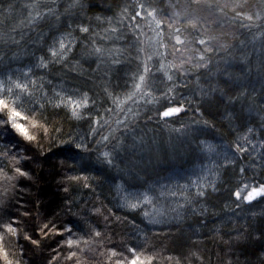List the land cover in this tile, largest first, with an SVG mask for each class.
I'll return each mask as SVG.
<instances>
[{"label": "snow or ice", "instance_id": "obj_1", "mask_svg": "<svg viewBox=\"0 0 264 264\" xmlns=\"http://www.w3.org/2000/svg\"><path fill=\"white\" fill-rule=\"evenodd\" d=\"M86 7L84 0H0L3 264H13L3 247L6 237L36 247L41 238L59 237L55 244L65 249L64 259L72 264H81L78 252L85 251L81 244L92 251L96 238L102 237L89 227L85 232L89 238L84 239L78 235L83 229H77L72 219L45 217L37 224L39 217L32 216L29 225L25 217L32 215L31 209L22 214L11 211L20 207L13 203L15 194L30 186L33 166L43 158L58 157L64 166L65 193L80 188L94 191L93 185L99 186L98 177L103 176L112 181L119 207L141 212L150 224H168L195 213L193 201L218 190L219 170L228 168L233 157L239 158L249 147L264 148V141L252 143L256 130L244 115L261 116L264 111V0H130L118 5L114 16L103 18L85 16ZM213 26L228 39L214 34ZM82 64L108 81L106 116L93 115L95 94L89 96L90 89L74 82L84 78L78 70ZM189 112L190 122L185 120ZM61 113L87 122L89 131L65 134L52 119ZM117 113L115 120L108 119ZM142 118L167 128L174 151L190 150L191 170L180 177L184 183L160 178L159 173L157 179L129 183L128 177L140 179L143 171L136 159L147 142L138 131ZM212 121H227L237 141L217 142ZM245 171L237 169L239 181L229 192L238 209L242 203H264V180L254 183L255 177H245ZM115 247L121 251H111L109 259L120 257L114 264H153L156 259L142 245ZM58 256L59 252L53 260ZM188 258L200 264L196 251H190ZM168 259L180 264L179 259Z\"/></svg>", "mask_w": 264, "mask_h": 264}, {"label": "trees", "instance_id": "obj_2", "mask_svg": "<svg viewBox=\"0 0 264 264\" xmlns=\"http://www.w3.org/2000/svg\"><path fill=\"white\" fill-rule=\"evenodd\" d=\"M84 2L87 5L85 16L103 18L114 16L120 11L118 5L128 3L130 0H84ZM213 28L214 34L221 35L224 40L228 39L222 35V30L216 29L215 26ZM237 36L244 39L239 33ZM78 70L83 71L84 78L74 82L84 90L90 89L89 96L95 94L96 105L93 115L99 112L102 117L106 116L104 110L110 106V102L105 96L104 89L108 86V81L103 79L101 72L93 71L87 64H82ZM193 84L194 82L189 81V88H193ZM181 91L186 92L187 89ZM116 115L119 114L108 116V119L115 120ZM192 115L189 112L185 120L190 122ZM244 115L247 117L245 122L256 130L257 138L253 139L252 143L264 141L262 131L264 111L261 112V116L255 113L249 115L247 112ZM52 119L54 123L62 126L65 134L83 135L90 128L87 122L73 120L64 113ZM205 119L211 117L205 115ZM145 120L146 118L140 120L138 131L147 142L144 149L136 154L143 171L140 173V179L128 177L129 183L140 184L144 179H157V173L160 174V178H174L184 183L180 177L191 170L190 150L174 151L170 147L172 142L167 128L157 126L155 121L145 123ZM212 122L216 124L217 142L223 141L231 145L237 141V135H233L227 121ZM172 126L179 127V124ZM233 126L237 134H243L238 124ZM88 139L91 140L92 137L89 136ZM3 143L5 138H0V144ZM238 156L239 158L233 157V162L228 168L219 170L218 190L210 192L203 199L194 200L192 207L196 210L195 213L188 212L181 221L150 224L141 212H131L119 207L117 198L113 195L112 181L103 176L98 177L99 186L93 185L94 191L80 188L65 193L61 187L64 166L55 156L43 158L33 166L35 168L33 181L29 187L15 194L16 199L13 203L19 204L20 207H13L11 211L22 214L25 209H31L32 215L25 217L29 225L32 216L39 217L36 220L37 224L44 222L45 217L72 219L77 229H83L78 235L84 239L89 238L85 236L89 227L100 231L102 237L96 238L100 241L96 254L89 257L92 260L85 257L84 252H78L81 264H114L115 258L109 257L112 250L121 251L120 247H115L116 245L138 248L142 245L146 254H156L153 264H158L160 258L166 260L168 257L179 259L180 264H197L192 258L185 259L190 251L198 253L200 264H264V236L261 235L264 232V203L254 201L250 206L242 203L238 209L235 207V198L229 197V192L239 181L237 172L239 167L246 169L245 177H255L254 183L264 180V148L258 147L253 150L249 147L248 152ZM69 195L72 197L71 200L66 199ZM97 208H100L99 213L96 212ZM108 210L111 211V216L108 215ZM201 211L203 215L199 214ZM105 216H108L107 220ZM105 235L108 239H103ZM56 239L60 238L49 240L41 238L40 247H36L30 246L26 241L17 242L14 237H6L3 247L9 252L13 264H49L50 261L51 264H72V261L64 259L67 253L63 247L55 244ZM193 244H196L197 248H193ZM80 247L85 248L83 244ZM57 252L59 256L53 260ZM0 264H3L2 258ZM167 264H172V261L169 260Z\"/></svg>", "mask_w": 264, "mask_h": 264}, {"label": "rangeland", "instance_id": "obj_3", "mask_svg": "<svg viewBox=\"0 0 264 264\" xmlns=\"http://www.w3.org/2000/svg\"><path fill=\"white\" fill-rule=\"evenodd\" d=\"M216 34V33H215ZM96 243H94L93 244V249L94 250H92V251H89L88 249H86V248H84L85 249V251H84V254H85V257H92V256H94L96 253H95V251H96V249H97V247H98V244H99V240L98 239H96ZM83 247H85L84 245H83ZM116 258L117 257H115V260H116ZM90 260H92L91 258H89ZM157 262V261H156ZM169 262V260L168 259H166V260H164V259H162L161 260V258L160 259H158V264H167Z\"/></svg>", "mask_w": 264, "mask_h": 264}]
</instances>
